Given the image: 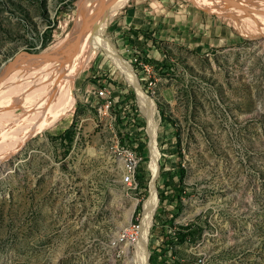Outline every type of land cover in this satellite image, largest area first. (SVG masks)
Returning a JSON list of instances; mask_svg holds the SVG:
<instances>
[{"label": "rangeland", "instance_id": "1", "mask_svg": "<svg viewBox=\"0 0 264 264\" xmlns=\"http://www.w3.org/2000/svg\"><path fill=\"white\" fill-rule=\"evenodd\" d=\"M86 1L0 0V86L6 78L24 86L5 100L17 105L0 108V264H135L141 235L121 240L142 223L152 186L147 264H264V0H179L232 26L240 42L176 53L148 63L146 83L137 77L154 104L156 176L135 88L127 107L113 102L108 112L84 88L97 44L115 52L104 36L125 0L93 33L85 29L97 44L85 50L69 98L43 110L67 74ZM131 174L136 188L124 183Z\"/></svg>", "mask_w": 264, "mask_h": 264}, {"label": "crops", "instance_id": "2", "mask_svg": "<svg viewBox=\"0 0 264 264\" xmlns=\"http://www.w3.org/2000/svg\"><path fill=\"white\" fill-rule=\"evenodd\" d=\"M130 1L125 0L118 8L126 7L121 17L115 19L117 10L108 19L107 23H111L104 37L141 83H146L147 78L140 63L155 67L171 61L176 53L209 55L240 42L232 26L212 15L192 11L182 6L179 0ZM208 7L218 10L212 4ZM220 17L223 18L221 13ZM133 59L137 62L134 63ZM89 65L86 76L89 83L85 84V91L94 92L105 87L111 92L114 105L127 107L133 86L107 51L98 49Z\"/></svg>", "mask_w": 264, "mask_h": 264}, {"label": "bare ground", "instance_id": "3", "mask_svg": "<svg viewBox=\"0 0 264 264\" xmlns=\"http://www.w3.org/2000/svg\"><path fill=\"white\" fill-rule=\"evenodd\" d=\"M121 1H123V0H87L85 2V4L82 6L80 17H81V20H86L87 19L86 20V25H85L83 31L81 33L77 32L76 34H74L71 37V39H70V41L68 43V50L67 51H71V56L68 57L69 59H68V62H67V66L64 64L66 66V71L65 72H67V74H64L65 78H64V80H62V82H59L60 80H58L59 83L56 85V88H55L57 91L54 90L55 91V93H54V91L52 89L53 92L50 94L47 91L48 89L45 90L46 87H44L45 88L44 89L45 93L47 92L48 94H46V95L44 94L45 98H44L43 101H46V102L54 101L55 102V105H50V104L44 102L45 103V108H43L44 111H48L49 108L50 109L54 108L55 106L63 103L64 100L69 98V96H70V92L69 91H70V88L73 85V80L70 78V74L73 71L75 66H77V65L79 66L80 65L82 57H83V54H84L85 50H88L90 44L96 43V42H91L90 41L91 36L89 35V38H88V35H86L87 32L85 34V29L87 28V29L90 30L89 25H91V27H92V26H94L95 22H97L98 20H102L105 17L111 15L112 14V9L114 8V6L115 5H119L121 3ZM227 1H229V0H227ZM234 2L239 4L242 7L246 8V5L243 2H241V1H234ZM98 3H100V4L103 3L101 8L94 9L92 11L90 17L86 18V12H87L88 8L90 6H92L93 4H98ZM243 33H245V31H243ZM84 36H85V38H84ZM76 38H78V40L76 42V45L73 47L72 46V41L74 39H76ZM97 46H98L99 49H104L105 51H107V53L111 56V58L116 63V66L120 67L122 69V72L125 74V77H126L127 81L135 88L136 92L138 93V103L140 105L141 112H142L143 116L146 119L147 130H148L147 132H148L149 139H150V142H149L150 158H151L150 167H151V170L153 172V175L156 176L157 171H158L159 154H158V151H157V148H156V136H157L156 135V127H155V125L153 123V112H154L153 101L150 100L146 95H144V93L142 92V90L140 88V85H139V83L137 81L136 76L131 72V68L129 67L128 64H126L115 52L111 51L109 48L104 47V46H102L100 44H97ZM60 54H61L60 56H62V53H60ZM63 55H64V53H63ZM21 60H23V59H21ZM24 60H27V59H24ZM63 63H61V64H63ZM44 64H46V63H44ZM61 64H59L60 66H58V64H57V67L61 68L62 67ZM38 65H41V63H38ZM43 65H41V66H43ZM47 65H49V64H47ZM45 67H46V65H45ZM38 68H40V66ZM60 68H59V72H61ZM51 69L54 70L53 68H51ZM64 69L65 68H63V71H64ZM55 70L58 71V68L55 69ZM31 72L33 73V74L30 73L31 77L34 76V75L37 76L39 73H41L40 71H36L38 73L36 75L35 71H31ZM56 72H55V74H56ZM47 73H49V72L47 71L46 74ZM51 73L52 72H50L49 74H51ZM61 73L63 74V72H61ZM41 74H39V76ZM46 74H43V75H46ZM0 76H1V74H0ZM20 76H21V74H20ZM39 76H37L38 81H39ZM58 76L60 78L59 74H58ZM45 77L46 76H44L42 78L40 77L41 78L40 80H43V78H45ZM52 78H54L53 74H52ZM9 79L6 78L5 80H3V83L0 86V108H4V107H7V106H11V105H17V103L11 102V101L15 100V98L20 94L21 89L24 87V86L21 87V86L18 85V87H20V88L16 91L15 90L16 84L13 83L14 82L13 79H11V80H9ZM57 79H58V77H57ZM60 79H62V76H61ZM52 80L50 81V84H51ZM35 81H36V78H35ZM45 82H47V81H45ZM54 83H55V81H54ZM38 84H40V82ZM24 85H25V83H24ZM10 89L12 91H10ZM49 90H50V87H49ZM8 91H9V93H8ZM15 94H16V96H15ZM48 96H51V97H48ZM7 99H10L11 101H5ZM112 105H113V98L112 97H107V99H106V108H111ZM52 112L53 111H49L48 112L49 115L47 117H50ZM51 124L52 123H50L49 125H51ZM127 162H128V160H127ZM129 171H131L130 168H129ZM131 177L134 179L133 174H131L130 176L129 175L126 176L128 181H131ZM126 178H124V183L131 185V183H127V179ZM156 205H157L156 191L154 190V188L152 186L151 187V191H150V197L145 202V208H143L144 217H143V214H142L143 220H142V223L140 224L138 237H137V239L135 241L137 243V241L139 240L140 235H141V239L136 245V254H135L136 255V259L134 261L135 264H147V256H146V247H145V245H146V241H147L148 228L150 227L151 218H152V215L154 213V209L156 208Z\"/></svg>", "mask_w": 264, "mask_h": 264}, {"label": "built area", "instance_id": "4", "mask_svg": "<svg viewBox=\"0 0 264 264\" xmlns=\"http://www.w3.org/2000/svg\"><path fill=\"white\" fill-rule=\"evenodd\" d=\"M133 62L136 63L137 60L133 59ZM139 65L145 75H150L151 69H152L151 65H149L146 62L140 63ZM95 95L97 99L100 100L101 102L100 110H102L103 112H108L109 109L111 108H106V99L107 97H112L111 92L105 87H99L96 90ZM127 160H128L129 166L131 167V170H136L137 161L135 160L133 155L129 153ZM127 183H131V181H128L127 179ZM132 184H135L134 187H132ZM136 187H137V183H131V188H136ZM139 228H140V223H138L135 227L127 228V235L124 236L121 242H124V241H129L132 243L135 242L138 237ZM201 263H202V260L198 259L195 264H201Z\"/></svg>", "mask_w": 264, "mask_h": 264}, {"label": "water", "instance_id": "5", "mask_svg": "<svg viewBox=\"0 0 264 264\" xmlns=\"http://www.w3.org/2000/svg\"><path fill=\"white\" fill-rule=\"evenodd\" d=\"M102 4L103 3H98V4H93L92 6H90L89 8H88V10H87V12H86V18H89L90 17V15H91V13H92V11L94 10V9H98V8H101V6H102ZM233 8H235L236 10H238V11H240V9H237L236 7H233ZM126 12V7H123V8H121L120 10H118L117 12H116V15H115V18H119V17H121L124 13ZM260 16H261V14L260 13H258ZM85 18V19H86ZM87 20V19H86ZM86 20H82V23H81V26H80V30H79V32L81 33L82 31H83V29H84V27H85V25H86ZM89 28H90V31L92 32V27H91V25H89ZM93 33V32H92ZM77 40H78V38H76V39H74L73 41H72V46L74 47L75 45H76V42H77ZM90 52H88V54H87V58H88V56H90ZM79 71H80V67L77 65V66H75L74 67V69H73V71L71 72V74H70V78L74 81V78H75V76L77 75V73H79ZM45 103H48V104H50V105H55V102L54 101H49V102H46V101H44ZM19 112V110H17V111H15V113H18Z\"/></svg>", "mask_w": 264, "mask_h": 264}]
</instances>
